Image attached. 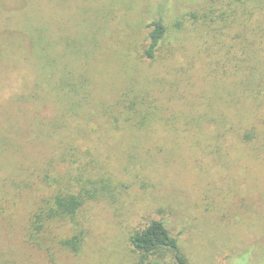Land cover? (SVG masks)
Instances as JSON below:
<instances>
[{
  "label": "rangeland",
  "instance_id": "1",
  "mask_svg": "<svg viewBox=\"0 0 264 264\" xmlns=\"http://www.w3.org/2000/svg\"><path fill=\"white\" fill-rule=\"evenodd\" d=\"M67 146L99 198L54 223L52 260L28 232ZM156 219L191 264H264V0H0V264H145Z\"/></svg>",
  "mask_w": 264,
  "mask_h": 264
},
{
  "label": "trees",
  "instance_id": "2",
  "mask_svg": "<svg viewBox=\"0 0 264 264\" xmlns=\"http://www.w3.org/2000/svg\"><path fill=\"white\" fill-rule=\"evenodd\" d=\"M151 26L152 30L149 33V45L146 49V55L149 58H154L160 42L166 35L167 28L163 18L154 20ZM56 82H64V79L61 78ZM65 86L68 88V83ZM256 87L257 85H255ZM229 95L232 98L231 102H233L235 90ZM67 119L68 115H61L55 125L57 126L60 123L64 125L66 123L64 121ZM252 127L251 130L255 128V126ZM251 132L255 133V131ZM250 135L249 139L251 138ZM60 155L58 161L62 158V162L65 163L63 169L53 172V168L46 167L37 175L40 182L50 189L51 193L40 199L37 210L31 217L28 232V242L49 253L52 260L55 258V254L49 244L53 239L50 240L49 236H51L50 232L54 223L68 222V219L74 220L86 203L99 198V192L96 188L74 190L75 188L72 187V190H70V186H68V162L63 159V156H68V146ZM82 242L83 235L80 231L70 238L60 239L59 247L62 249L70 248L74 252H79ZM131 242L136 250L142 253L145 264H162L161 261L152 257L160 249L173 251L178 264H191L183 254L178 238L170 232L163 220L151 221L146 227L131 236Z\"/></svg>",
  "mask_w": 264,
  "mask_h": 264
}]
</instances>
